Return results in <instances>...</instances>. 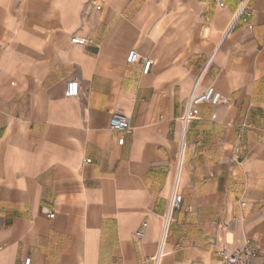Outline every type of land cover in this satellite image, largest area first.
Here are the masks:
<instances>
[{
  "label": "crops",
  "instance_id": "0c3cea01",
  "mask_svg": "<svg viewBox=\"0 0 264 264\" xmlns=\"http://www.w3.org/2000/svg\"><path fill=\"white\" fill-rule=\"evenodd\" d=\"M240 1L0 0V264H156L174 188L158 264H220L245 242L264 264V0L223 37ZM210 86L221 101L184 136Z\"/></svg>",
  "mask_w": 264,
  "mask_h": 264
},
{
  "label": "built area",
  "instance_id": "2783aa9c",
  "mask_svg": "<svg viewBox=\"0 0 264 264\" xmlns=\"http://www.w3.org/2000/svg\"><path fill=\"white\" fill-rule=\"evenodd\" d=\"M250 0H241L236 10L231 22L225 29L223 37H225L228 32L239 22L247 21L252 15V10L249 7ZM72 41L76 43H85L87 39L85 37L74 36ZM140 59V54L136 49H132L128 55L127 60L130 63H135ZM152 64L151 59H145L143 64V70L148 72ZM65 94L69 97H76L79 95V81L77 79H72L68 81ZM222 99V93L218 91L214 86L208 87L204 91L194 90L186 104L183 114L181 115V120L183 123V135L185 136L188 126L197 117V107L204 103L210 102L212 104H217ZM111 129L114 131L124 134L132 131V126L129 117L126 113L121 111H115L110 117L109 121ZM125 140L124 135L119 138V143H123ZM87 162L91 161V158L86 159ZM183 195L176 191L174 188L172 195L169 199V203L166 211L161 216V229H160V240L158 243L157 252L155 254L154 260L158 264L164 255V244L169 234L170 227L175 221V211L182 206ZM243 204H245L243 202ZM49 216L53 217L54 213H49ZM148 222L144 221L141 228L136 232L138 237L144 235V228L147 227ZM261 253L260 249L251 243L245 242L242 245L235 247H223L221 250V260L220 264H257L256 259ZM24 264H31V258L25 259Z\"/></svg>",
  "mask_w": 264,
  "mask_h": 264
}]
</instances>
